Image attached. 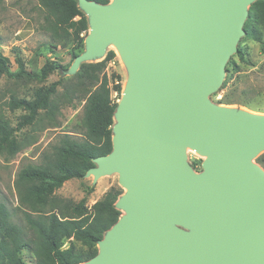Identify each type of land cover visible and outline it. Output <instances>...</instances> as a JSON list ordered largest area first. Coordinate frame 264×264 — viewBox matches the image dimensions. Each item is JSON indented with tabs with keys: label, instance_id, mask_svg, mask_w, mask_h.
I'll return each mask as SVG.
<instances>
[{
	"label": "water",
	"instance_id": "water-1",
	"mask_svg": "<svg viewBox=\"0 0 264 264\" xmlns=\"http://www.w3.org/2000/svg\"><path fill=\"white\" fill-rule=\"evenodd\" d=\"M255 1L78 0L90 32L70 72L110 43L130 71L113 149L86 172H119L125 213L81 264H264V114L211 100Z\"/></svg>",
	"mask_w": 264,
	"mask_h": 264
},
{
	"label": "trees",
	"instance_id": "trees-1",
	"mask_svg": "<svg viewBox=\"0 0 264 264\" xmlns=\"http://www.w3.org/2000/svg\"><path fill=\"white\" fill-rule=\"evenodd\" d=\"M107 4L111 0H94ZM46 11V21L51 31L60 37V31L74 41H83L89 32V20L79 7L78 0H38ZM264 0H257L249 7L245 22V35L242 37L236 55L241 62L247 61V49L243 43L255 40L264 43ZM78 54H75L76 57ZM116 57L114 50H109L103 60L84 62L80 66L79 76L87 85L84 105L85 133L82 139H75L66 134L60 145L54 147L51 155L46 156L41 164H30L18 173L16 187L19 193L20 207L23 210L28 235L25 227L12 221L8 207L0 202V264H25L23 250L33 253L36 264H81L98 251V242L105 233L119 220L122 211L116 202L122 191H109L103 198L88 205L87 198L78 202L65 200L55 195L66 181L81 178L96 164L94 158L107 155L113 149V125L118 99L123 92L122 76L116 73L108 75L105 71L109 62ZM19 69L13 71L9 60L0 54V78L25 81L42 79L57 68V64L47 62L41 72L29 71L22 58L17 57ZM238 67L230 59L223 86L228 82V74ZM57 83L40 87L30 99L13 98L9 102L12 110L27 111L17 127H12L0 113V152L7 151L14 155L19 150L15 132L31 124L40 110H47L54 118L57 110L53 95ZM117 96H114V94ZM213 99L216 93L212 94ZM220 102V101H219ZM199 160L194 158L196 167Z\"/></svg>",
	"mask_w": 264,
	"mask_h": 264
},
{
	"label": "rangeland",
	"instance_id": "rangeland-1",
	"mask_svg": "<svg viewBox=\"0 0 264 264\" xmlns=\"http://www.w3.org/2000/svg\"><path fill=\"white\" fill-rule=\"evenodd\" d=\"M46 15L38 0H0V54L8 58L11 70L19 69L17 57L23 59L27 70L38 73L47 62L57 64V68L42 79L25 81L7 76L0 78V113L12 127H17L27 114L23 109H10L9 102L13 98L30 99L40 87L57 83L56 93L52 97L57 109L54 118H51L47 110H40L31 124L15 132L19 143L18 152L14 155H9L5 150L0 152V202L10 210L12 221L25 227L28 235H32L33 231L27 229L20 207L16 187L18 173L27 165L43 163L46 156L54 151V147L60 145L66 134L82 139L85 133L84 105L87 85L78 75L80 68L75 73H71L69 69L76 58L75 54L85 50L86 38L83 41H74L71 37H66L63 30L57 38L47 24ZM243 45L247 49V61L241 62L236 53L232 55L231 58L238 63V67L231 70L228 82L221 86L216 92V98L211 97V100L222 107L264 114V43L247 40ZM109 50H114L116 57L108 63L105 71L108 75L113 72L121 75L124 90L130 76L128 65L114 43L107 46L106 54ZM106 54L88 62L101 61ZM226 77L227 72L225 79ZM186 152L189 163L192 164L194 158L199 160L198 165L193 167L196 172H201L206 156L191 147H187ZM253 162L264 169V149ZM119 178V172H113L95 181L94 175L86 176L85 173L81 178L66 181L56 190L55 195L74 202L87 198L88 205H92L109 191L121 190L124 194L127 189L120 183ZM22 253L25 264H36L33 253L26 249Z\"/></svg>",
	"mask_w": 264,
	"mask_h": 264
}]
</instances>
